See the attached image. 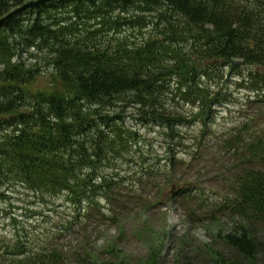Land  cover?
Returning <instances> with one entry per match:
<instances>
[{
    "label": "trees",
    "instance_id": "1",
    "mask_svg": "<svg viewBox=\"0 0 264 264\" xmlns=\"http://www.w3.org/2000/svg\"><path fill=\"white\" fill-rule=\"evenodd\" d=\"M241 67L251 69L253 102L264 105V0H0V199L26 191L50 207L63 198L72 210L66 230L108 212L123 233L131 205L143 212L162 204L166 192L147 199L144 191L165 177V190L177 189L169 199L194 224L233 221L198 247L178 238L172 264H264V129L255 140L244 138L250 129H238L221 142L249 166L230 182V198L207 204L203 190L175 184L178 156L188 148L181 130L202 123L207 131L226 101L225 71ZM46 68L54 84L40 89ZM126 116L161 129L164 164ZM205 136L194 138L192 155L210 147L202 148ZM123 161L141 172L124 173ZM202 197L203 214L195 206ZM144 233L148 255L132 259L118 242L65 253L18 232L0 264H170L159 235L149 226Z\"/></svg>",
    "mask_w": 264,
    "mask_h": 264
},
{
    "label": "rangeland",
    "instance_id": "2",
    "mask_svg": "<svg viewBox=\"0 0 264 264\" xmlns=\"http://www.w3.org/2000/svg\"><path fill=\"white\" fill-rule=\"evenodd\" d=\"M121 14V12H117L116 16L119 17ZM250 70L241 67L237 71H225L226 83L221 87L220 92L222 96H225L224 100L226 101H224L223 106L215 110L214 118L211 120L212 123L207 131L203 130L202 123H194L181 130L188 139V148L181 151L178 156L179 160L182 161L181 168L178 169L175 176L177 180L175 184L179 186L178 191L190 187H194V190L201 189L204 191L203 197L207 204L210 201L218 203L220 199L224 200L232 196L230 182H234L242 171L249 166L243 163L237 164V159L224 153L227 143L222 144L221 142L225 139L228 140L238 129H250L244 138L255 140L258 134L254 133L264 129V105L253 102L252 97L255 92L249 89ZM44 72L45 77L38 86L40 89H51L54 84L51 71L46 68ZM180 110L188 115L193 112V109L188 106H182ZM260 116H262L261 123L260 120H254ZM129 117L132 116H126V124L140 132L144 142H149L152 145V152L161 157L162 160L157 163L164 164L167 156L162 147L164 138L161 135V129L145 127L132 120L133 117ZM204 133L206 136L202 148L206 145L210 146L205 151L209 155L202 157L205 154L203 153L200 157L194 156L192 154L197 149L194 138L202 137ZM185 143L186 140L183 141V144ZM120 169L124 173H131V175L141 172V169H135L133 165L124 161L121 163ZM167 181L169 178L161 177L156 181L157 185L153 189L144 191L147 199H150L147 197L149 195L155 198L166 192L162 204L157 203L150 208H145L143 212H141L138 203L129 207L126 214L122 216V218L125 217L123 233H118V228L111 221H108V218H112V214L108 212L104 218L98 217L88 225L85 224L86 226L84 224L79 227L72 225L70 229L66 230L65 225L72 210L66 206L63 198H57L53 201L52 206L46 207L43 203L35 200L33 194L18 191L8 198L0 199V252H3L4 245L20 239L18 232L23 234V231H27L30 233V239L40 240L42 245L51 241L53 245L62 247L65 253L72 252L82 243H86L89 248L97 250V247H104L105 243L115 244L118 242L132 259L145 258L149 252V242L146 240L144 227L149 226L159 235L161 244L165 243L163 244L165 249L162 255L164 261L172 264L175 255V241L178 238L187 235L191 238L193 245L198 247L202 243L211 242L213 234L216 233L215 229L225 232L232 228L233 221L228 217L220 218L221 220L216 226L194 224L189 219V213L181 202H172L169 199L176 195L177 189L165 190L168 186ZM133 187L132 183H129L128 192H132ZM203 197L195 201V206L202 209L200 210L201 214H203V208H206V205L199 206ZM101 206L108 209L105 202H102ZM15 217L17 218L15 219ZM262 235L264 237V230ZM38 243L30 241V246L34 247ZM101 255L104 259L110 257L106 253ZM197 259L198 257L195 261Z\"/></svg>",
    "mask_w": 264,
    "mask_h": 264
}]
</instances>
